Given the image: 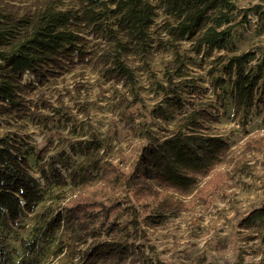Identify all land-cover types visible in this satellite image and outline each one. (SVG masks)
<instances>
[{"label":"trees","instance_id":"1","mask_svg":"<svg viewBox=\"0 0 264 264\" xmlns=\"http://www.w3.org/2000/svg\"><path fill=\"white\" fill-rule=\"evenodd\" d=\"M238 1L0 0V116L32 121L38 116L36 99L29 105L28 97L37 86L57 84V77L75 64L131 91L136 72L150 66L158 52L164 54L163 79L153 90L160 100L147 114L168 120L164 106L178 114L160 137L145 124H127L140 137L130 152L116 157L103 151L102 139L79 140L84 157L68 170V181L56 167L54 154L43 163L49 146L38 150L31 166L24 137L2 134L0 264H42V254L57 257L55 264H151L148 246L136 236L144 237L141 226H160L169 215L188 210L195 201L212 202L214 194L224 190L233 150L207 126L217 123L220 106L210 111L187 99L205 90L199 83L203 78L187 71L209 61L205 74L215 97L228 99L232 116L242 124L248 121L257 94H264V44L241 52L221 51L229 47L235 13L242 9L245 22L248 12L260 14L264 5L239 9ZM27 73L33 79L25 83ZM133 92V103H140ZM60 102L59 107L42 103L51 111L43 114L45 123L55 116L72 119ZM257 143L264 151V144ZM32 171L48 187L69 183L75 194L68 199L52 193L46 197ZM191 194V199H180ZM47 199L50 203L37 213L36 207ZM28 214H36L35 220L19 238L17 251L10 236L24 227ZM238 227L264 247V202L251 208ZM237 257L234 264H252Z\"/></svg>","mask_w":264,"mask_h":264},{"label":"rangeland","instance_id":"2","mask_svg":"<svg viewBox=\"0 0 264 264\" xmlns=\"http://www.w3.org/2000/svg\"><path fill=\"white\" fill-rule=\"evenodd\" d=\"M255 3L264 5V0H240L238 7L241 9ZM239 11L234 15L236 26L231 30L229 47L222 50V53L241 52L257 45L258 42L264 44V8L260 14L248 12L245 22L241 16L242 9ZM163 56L160 52L156 53L150 61V66L136 72L137 83L132 90L137 91L140 101L138 104L133 103L135 92L132 90L129 91L120 83L115 85L101 78L97 72L75 64L69 72L57 77V84L46 89L37 86L28 97L29 105L36 99L35 114L38 116L32 121H15L0 116V136L9 132L13 137H24L28 144L25 146L30 152L27 160L31 166L38 150L49 146L47 156L42 161L48 163V154H54V159H58L56 167L66 181L69 180L68 170L77 166L84 157L79 140L102 139L103 151L107 154L112 157H116L119 152L126 154L140 137L139 133L135 135L130 132L127 124L132 121L145 124V127L160 137L173 127L178 117L176 111L165 106L162 113L168 120L147 114V111L159 105L160 95L156 96L153 87L163 79ZM208 66L209 61H206L201 68H188V75L203 78L199 83L205 90L202 94L191 95L187 99L194 105L204 106L210 111H213V106H220L217 123L207 126L211 132L221 134L231 145L232 159L229 167H225L230 172V178L226 179L224 190L214 194L212 202L205 204L195 201V205L190 206L188 210L169 215L160 226H141V230L145 232L144 237L142 233H137L136 236H141L140 240L148 246L151 264L157 263L158 260L168 264H234L238 260L237 253L246 263L261 264L263 258L264 247H261L258 239L249 240L251 233L240 229L238 222L251 208L264 202V151L255 145H258L257 141L264 144V94H257L256 106L252 109L248 121L242 124L240 118L232 116V106L228 99L222 101V95L215 97L205 74ZM32 79L27 73L22 80L27 83ZM60 101L72 119L67 122L55 116L45 123L42 116L51 114V111L42 108V103H45V106L59 107ZM222 102L225 106H221ZM84 107L88 110L87 115L83 113ZM47 167L45 164V168ZM32 174L46 189V197L52 193L58 196L66 195L68 199L75 194L76 190H73L69 183L54 182L48 187L46 180L38 172L32 171ZM191 198L193 194L185 198L182 196L180 199ZM50 200L47 199L38 205L37 213L50 203ZM194 200L199 199L196 197ZM35 215H26L23 219L24 227L10 236L17 251L19 238L30 229ZM50 245L47 243L48 247ZM17 255L16 253L14 261ZM200 258H203L202 262H199ZM57 260L59 259L52 255L49 259L46 254L41 255L42 264H55Z\"/></svg>","mask_w":264,"mask_h":264}]
</instances>
